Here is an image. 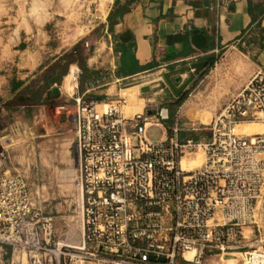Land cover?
<instances>
[{
	"label": "built area",
	"instance_id": "built-area-1",
	"mask_svg": "<svg viewBox=\"0 0 264 264\" xmlns=\"http://www.w3.org/2000/svg\"><path fill=\"white\" fill-rule=\"evenodd\" d=\"M82 3L85 29L93 31L101 14L89 0ZM212 52L200 50L189 59ZM157 79L150 89L159 86ZM126 103L124 95L74 97L80 245L54 241V215L34 208L25 177L5 169L9 157L0 137V246H10L17 264H50L52 254L96 264H178L179 257L202 264L208 255L224 257L250 245L238 250L242 264H264V235L259 232L251 245L244 232L259 226L264 201V71L231 94L209 124H176L166 138L148 132L169 119L167 107L148 99L143 112L125 116ZM255 123L262 131H237ZM182 130L203 135L180 139ZM199 152L201 164L182 165ZM151 255L165 262L151 261Z\"/></svg>",
	"mask_w": 264,
	"mask_h": 264
},
{
	"label": "crops",
	"instance_id": "crops-1",
	"mask_svg": "<svg viewBox=\"0 0 264 264\" xmlns=\"http://www.w3.org/2000/svg\"><path fill=\"white\" fill-rule=\"evenodd\" d=\"M9 1L10 6L0 0V33L4 34L0 36V111L12 115L3 127L9 157L5 169L25 177L34 208L44 212L51 208L54 194L36 185L39 172L35 176L25 157L34 141L22 135L28 129L35 134L41 130L48 138L41 145H49L52 121L75 132L74 97L84 94L100 101L124 95L125 116L143 112L148 99H154L169 110V119L158 127L157 138H166L173 135L176 124H209L230 94L257 70L264 71V0H89L101 13L93 31L86 30L85 17L64 2L60 11H47L50 17H65L54 28L62 39L53 45L51 40L39 44L49 34L44 22L20 10V0ZM5 17L8 20L2 24ZM200 50L213 52L189 59ZM223 57L228 67H214ZM204 60L207 65L196 74L193 64ZM159 74L160 87L142 92L149 83L141 81ZM194 86L198 87L186 102L171 110L170 104ZM54 87L58 96L51 93ZM62 105L69 110L55 115L53 106ZM202 135L187 130L178 133L180 139ZM61 145L58 156L44 151L39 155L50 184L61 173L59 167L70 164L66 146ZM54 228L59 242L81 244V231H70L65 218L55 217ZM0 264H17L8 245L0 246Z\"/></svg>",
	"mask_w": 264,
	"mask_h": 264
},
{
	"label": "rangeland",
	"instance_id": "rangeland-1",
	"mask_svg": "<svg viewBox=\"0 0 264 264\" xmlns=\"http://www.w3.org/2000/svg\"><path fill=\"white\" fill-rule=\"evenodd\" d=\"M5 1L8 3V6H10V1L9 0H1ZM4 2V3H5ZM64 2L70 3L71 4V9L75 10L78 12L79 16L85 17L86 9H87V4L83 5L82 0H20L19 8L20 10H27L30 12V18L36 20L38 23L42 24L44 22V26L46 27L45 30L48 31V35H43L41 37L40 45L41 44H46L47 42H52L56 43L62 39V35L58 31H54L55 29H58L60 27V23H62L65 20V17L63 15H58L56 17H50V15L47 13L48 10L51 11H60V9H63ZM44 13H46V16L43 17ZM36 15V17H35ZM49 15V16H48ZM8 20L7 17L2 18V24H4V21ZM83 21L85 23V19L83 18ZM50 24V27H49ZM53 31V32H52ZM0 36H4L3 33H0ZM49 38V39H48ZM89 43V41H88ZM89 46V45H87ZM2 46H1V41H0V56L2 55ZM228 61L226 58L221 60L219 59L217 61V64L214 67H222L223 70L228 67ZM161 75L159 74L158 76H155V78H159ZM152 79L154 77H149L145 80H142L141 83H149V85L153 84ZM162 82V81H161ZM160 87V86H159ZM158 87V88H159ZM194 87H190L186 91H184V97L181 103H185L188 97L192 93H194ZM238 91V90H237ZM236 91V92H237ZM235 93V92H234ZM233 94V93H232ZM231 95V94H230ZM229 95V96H230ZM145 97H150V96H145ZM148 104V103H147ZM178 105V106H179ZM54 109V114L59 115L60 112L64 110V108H58L55 109V106H53ZM185 110H181V114L184 113ZM12 115L11 114H3L0 111V137L4 136L7 131L3 130V127L5 126L6 123H8L11 120ZM26 119L27 116L25 115ZM30 121V120H29ZM159 128L158 127H152L149 130V136L151 138H157L159 134ZM244 125L238 127V132L239 133H253V132H259L262 131V126L261 124L255 123L251 124V126H247L246 130H244ZM38 133V135H36ZM37 133L33 132V129H28L25 134L22 135V137H26L33 139L31 141H34L31 143V145L28 147V150L25 154V157L31 162H27L31 168L29 169H34L32 172H34L35 176H37L36 173L39 172V176L36 177V185L42 187L45 192H53L54 194V199H52L53 203H50L51 208H47V212L51 213L54 215V217H60V218H65L68 221V229L70 231H79L80 230V212L77 206L78 203V186L76 183V177H77V168L75 165V156L73 152V145L75 142V132L72 129L69 128H64L62 129L59 127V125L55 124L53 121L51 123V130L49 133V139H50V144L48 145H41L43 142V139H48L44 138L42 135L41 130H38ZM26 135V136H25ZM36 135V136H35ZM4 139H2L3 141ZM58 144H62L61 146H66V150L68 151V158L70 161L69 165H64L59 167L61 170V173L59 174V171L57 173V177L51 178V184L49 183V179H47V168L43 169L41 167V163L39 162V158H41L40 152H45L46 154L49 152L52 156L56 154L57 156L59 153H62L60 146ZM23 154V153H21ZM194 156L197 157L199 160V164L202 163L203 161V155L201 152H199L197 155L193 154ZM189 157V155L187 156ZM195 158V157H194ZM34 162V163H32ZM38 163V165H36ZM34 166V167H33ZM59 174V175H58ZM44 186V187H43ZM52 186V187H50ZM40 193V192H39ZM41 194V193H40ZM260 205V204H259ZM259 226H251L255 230L253 234H250V229L251 227H245L244 232L246 236H249V241L246 243L253 245V240L255 236L258 235L260 232L262 235H264V201L263 203L259 206ZM257 228L259 230H257ZM55 242H59L58 238L55 236L54 238ZM51 248H54L51 246ZM250 249V245L244 246L241 249H238L239 251H244ZM238 250H233L235 251L232 254H229L227 256L221 257V256H214V255H208L204 260L202 261V264H242V258L243 255L238 252ZM179 259V260H178ZM177 259L178 264H191L187 262L184 258L179 257ZM47 260L51 264H96V261L91 259V258H86V257H81L78 259L72 258L71 255L67 254L62 257H56L53 254L50 256H47ZM51 261V262H50ZM24 262L26 263V259L24 257Z\"/></svg>",
	"mask_w": 264,
	"mask_h": 264
},
{
	"label": "water",
	"instance_id": "water-1",
	"mask_svg": "<svg viewBox=\"0 0 264 264\" xmlns=\"http://www.w3.org/2000/svg\"><path fill=\"white\" fill-rule=\"evenodd\" d=\"M195 34H196V37L199 36L198 30L195 31ZM197 46L198 47H202V45H200V44H197ZM207 63L208 62L204 60V61H200V62H197V63L193 64V68L195 69V73L196 74L200 73L203 70V68L207 65ZM189 82H190V79H188L185 82V84L183 85V87H185ZM149 90H150V87L149 86H144L142 88V92H148ZM51 93L53 95H55V96H58V94H59L58 88L57 87L52 88ZM148 258L151 261L165 262V258L164 257H155V256L151 255Z\"/></svg>",
	"mask_w": 264,
	"mask_h": 264
},
{
	"label": "bare ground",
	"instance_id": "bare-ground-1",
	"mask_svg": "<svg viewBox=\"0 0 264 264\" xmlns=\"http://www.w3.org/2000/svg\"><path fill=\"white\" fill-rule=\"evenodd\" d=\"M100 14H101V13H100ZM83 25H84V24H83ZM129 106H130V105H129ZM247 126H251V124L244 125V130H246V127H247ZM244 130H243V131H244ZM182 165H183L185 168H191V167H194V166L199 165V160L197 159V157H195V158H187V156H186V157L183 158ZM185 256H186V258L191 259L192 256H193V253H192V252H187V253L185 254Z\"/></svg>",
	"mask_w": 264,
	"mask_h": 264
},
{
	"label": "trees",
	"instance_id": "trees-1",
	"mask_svg": "<svg viewBox=\"0 0 264 264\" xmlns=\"http://www.w3.org/2000/svg\"><path fill=\"white\" fill-rule=\"evenodd\" d=\"M183 97H184V94L179 95V97L170 104V106H169L170 109L173 110L176 106H178L180 104V102L182 101Z\"/></svg>",
	"mask_w": 264,
	"mask_h": 264
}]
</instances>
